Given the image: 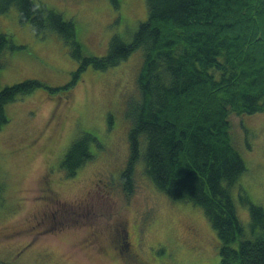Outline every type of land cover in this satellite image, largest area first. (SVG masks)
<instances>
[{
  "label": "rangeland",
  "instance_id": "374dc122",
  "mask_svg": "<svg viewBox=\"0 0 264 264\" xmlns=\"http://www.w3.org/2000/svg\"><path fill=\"white\" fill-rule=\"evenodd\" d=\"M38 1L73 18L86 52L98 56L108 52L115 35L132 40L148 15L147 0ZM0 30L21 46L1 56L2 86L34 77L44 83L8 104L10 121L0 128V261L219 264L220 240L203 207L159 190L141 160L133 192L120 181L129 155L125 108L137 92L142 50L106 70L88 67L64 88L78 62L56 32L38 36L15 5L0 12ZM85 132L100 145L92 142L94 157L67 176L61 160ZM231 134L247 166L233 196L249 234L251 211L240 193L264 207V111L233 114ZM123 230L137 253L133 259L123 254L127 249L120 252Z\"/></svg>",
  "mask_w": 264,
  "mask_h": 264
},
{
  "label": "trees",
  "instance_id": "16d2710c",
  "mask_svg": "<svg viewBox=\"0 0 264 264\" xmlns=\"http://www.w3.org/2000/svg\"><path fill=\"white\" fill-rule=\"evenodd\" d=\"M14 5L38 36L56 32L77 60L64 88L88 67L106 70L142 50L137 92L125 108L130 129L120 175L124 190L135 189L141 160L159 190L203 207L220 240L219 264H264V207L240 193L251 211L248 234L233 196L247 166L231 134L233 114L264 111V0H147V18L132 40L113 36L101 56L86 52L73 18L38 0H0V12ZM18 47L0 30V69L2 54ZM43 85L35 77L5 86L0 79V128L10 121L8 104ZM92 142L100 145L90 132L72 142L61 160L67 176L94 157ZM3 201L0 179V206ZM118 244L122 253L127 249L126 258L137 254L127 238L119 237Z\"/></svg>",
  "mask_w": 264,
  "mask_h": 264
},
{
  "label": "flooded vegetation",
  "instance_id": "af4514ba",
  "mask_svg": "<svg viewBox=\"0 0 264 264\" xmlns=\"http://www.w3.org/2000/svg\"><path fill=\"white\" fill-rule=\"evenodd\" d=\"M122 237L125 238V239L128 237V231H127V230H123V232H122ZM126 245L128 246L129 243H127ZM120 252H121V251H120ZM121 254H122V252H121ZM123 254H125V253H123ZM134 256H135V254H134ZM136 256H137V254H136ZM132 257H133V256H132ZM132 257H131V258H132Z\"/></svg>",
  "mask_w": 264,
  "mask_h": 264
}]
</instances>
